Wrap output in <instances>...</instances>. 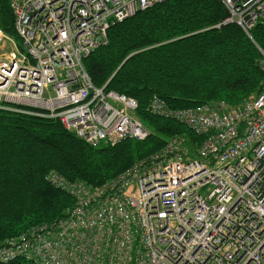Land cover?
Returning a JSON list of instances; mask_svg holds the SVG:
<instances>
[{
  "label": "built area",
  "instance_id": "obj_1",
  "mask_svg": "<svg viewBox=\"0 0 264 264\" xmlns=\"http://www.w3.org/2000/svg\"><path fill=\"white\" fill-rule=\"evenodd\" d=\"M163 1L8 0L19 43L0 28V110L56 119L92 146L144 140L137 101L94 86L83 59L106 45L113 23ZM219 1L225 23L248 36L264 27V0ZM148 109L204 140L190 155L173 138L95 186L49 172L72 206L4 240L0 262L264 264V87L236 105L174 109L154 95Z\"/></svg>",
  "mask_w": 264,
  "mask_h": 264
},
{
  "label": "trees",
  "instance_id": "obj_2",
  "mask_svg": "<svg viewBox=\"0 0 264 264\" xmlns=\"http://www.w3.org/2000/svg\"><path fill=\"white\" fill-rule=\"evenodd\" d=\"M219 0H165L113 23L106 45L83 59L94 86L137 101L148 135L110 146L89 145L56 119L0 110V244L63 217L73 198L47 182L54 171L90 185L112 180L173 139L190 155L204 140L186 125L148 109L156 95L170 108L223 101L236 105L264 87V27L250 36ZM0 28L16 37L8 0H0ZM130 55V56H129ZM0 264H34L15 259Z\"/></svg>",
  "mask_w": 264,
  "mask_h": 264
},
{
  "label": "rangeland",
  "instance_id": "obj_3",
  "mask_svg": "<svg viewBox=\"0 0 264 264\" xmlns=\"http://www.w3.org/2000/svg\"><path fill=\"white\" fill-rule=\"evenodd\" d=\"M13 40H15L17 43H19V39L17 38V36L15 37V36H13V35H9ZM7 44V43H6ZM9 50H10V46L7 44V48L4 50L5 51V53H7V52H9ZM2 52H1V50H0V54H1ZM253 94H251V95H249L248 97H250V96H252ZM248 97H246V98H248ZM245 98V99H246ZM244 100V99H243ZM242 100V101H243ZM241 101V102H242ZM240 103V102H239ZM138 162H140V161H138ZM138 162H135L133 165H135L136 163H138ZM132 165V166H133Z\"/></svg>",
  "mask_w": 264,
  "mask_h": 264
},
{
  "label": "bare ground",
  "instance_id": "obj_4",
  "mask_svg": "<svg viewBox=\"0 0 264 264\" xmlns=\"http://www.w3.org/2000/svg\"><path fill=\"white\" fill-rule=\"evenodd\" d=\"M20 234H21V233H20ZM13 260H15V259H11V260H9V261H13ZM9 261H8V262H9Z\"/></svg>",
  "mask_w": 264,
  "mask_h": 264
},
{
  "label": "water",
  "instance_id": "obj_5",
  "mask_svg": "<svg viewBox=\"0 0 264 264\" xmlns=\"http://www.w3.org/2000/svg\"><path fill=\"white\" fill-rule=\"evenodd\" d=\"M130 56V55H129Z\"/></svg>",
  "mask_w": 264,
  "mask_h": 264
}]
</instances>
